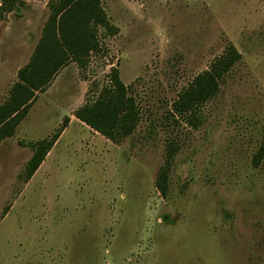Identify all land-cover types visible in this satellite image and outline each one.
<instances>
[{
  "label": "rangeland",
  "instance_id": "obj_1",
  "mask_svg": "<svg viewBox=\"0 0 264 264\" xmlns=\"http://www.w3.org/2000/svg\"><path fill=\"white\" fill-rule=\"evenodd\" d=\"M52 1L22 0L0 21V107ZM101 1L112 33L101 28L99 50L61 69L0 143V264H264V0ZM230 47L241 57L219 93L193 121L177 112ZM114 69L141 116L118 143L74 116ZM66 119L27 179L35 145Z\"/></svg>",
  "mask_w": 264,
  "mask_h": 264
},
{
  "label": "trees",
  "instance_id": "obj_2",
  "mask_svg": "<svg viewBox=\"0 0 264 264\" xmlns=\"http://www.w3.org/2000/svg\"><path fill=\"white\" fill-rule=\"evenodd\" d=\"M0 21L6 14L23 5L22 0H1ZM50 16L30 63L19 72V82L13 87L9 99L0 107V143L15 135L16 129L36 99V93L44 91L61 69L69 63L79 66L100 48L99 30L112 33L101 0H56L49 4ZM240 54L230 47L211 69L197 76L182 92L176 111L195 119L201 106L220 91L221 82L240 60ZM98 96L88 99L74 116L95 132L113 142H121L131 136L140 123L141 116L136 102L128 95V89L119 78L117 70L110 76V84L99 90ZM193 121V120H192ZM195 121V120H194ZM196 125L195 122H190ZM69 119L53 137L35 145L26 169L31 179L46 160L47 155L67 129ZM174 150L168 153L169 160ZM264 159V144L254 157V164ZM157 186L163 196L168 193V171L161 172Z\"/></svg>",
  "mask_w": 264,
  "mask_h": 264
}]
</instances>
